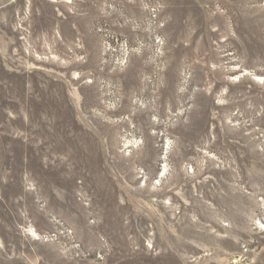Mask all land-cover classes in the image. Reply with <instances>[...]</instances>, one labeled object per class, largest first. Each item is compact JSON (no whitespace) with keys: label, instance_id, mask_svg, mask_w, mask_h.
Segmentation results:
<instances>
[{"label":"rangeland","instance_id":"obj_1","mask_svg":"<svg viewBox=\"0 0 264 264\" xmlns=\"http://www.w3.org/2000/svg\"><path fill=\"white\" fill-rule=\"evenodd\" d=\"M0 264H264V0H0Z\"/></svg>","mask_w":264,"mask_h":264}]
</instances>
